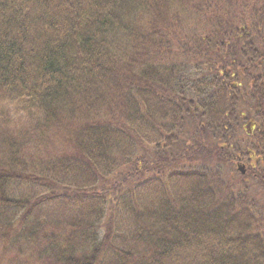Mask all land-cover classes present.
Masks as SVG:
<instances>
[{
	"label": "trees",
	"instance_id": "16d2710c",
	"mask_svg": "<svg viewBox=\"0 0 264 264\" xmlns=\"http://www.w3.org/2000/svg\"><path fill=\"white\" fill-rule=\"evenodd\" d=\"M3 259L264 264V0H0Z\"/></svg>",
	"mask_w": 264,
	"mask_h": 264
},
{
	"label": "water",
	"instance_id": "95a60500",
	"mask_svg": "<svg viewBox=\"0 0 264 264\" xmlns=\"http://www.w3.org/2000/svg\"><path fill=\"white\" fill-rule=\"evenodd\" d=\"M238 169L241 172V174H243V175L246 174L247 168H246V166L244 164H239L238 165Z\"/></svg>",
	"mask_w": 264,
	"mask_h": 264
},
{
	"label": "rangeland",
	"instance_id": "374dc122",
	"mask_svg": "<svg viewBox=\"0 0 264 264\" xmlns=\"http://www.w3.org/2000/svg\"><path fill=\"white\" fill-rule=\"evenodd\" d=\"M0 264H8L5 259L0 260Z\"/></svg>",
	"mask_w": 264,
	"mask_h": 264
}]
</instances>
